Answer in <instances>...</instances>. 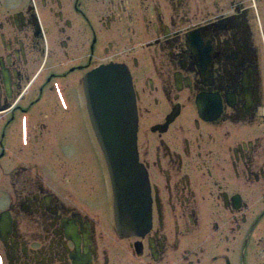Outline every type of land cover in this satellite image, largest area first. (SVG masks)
<instances>
[{"label":"flooded vegetation","instance_id":"flooded-vegetation-1","mask_svg":"<svg viewBox=\"0 0 264 264\" xmlns=\"http://www.w3.org/2000/svg\"><path fill=\"white\" fill-rule=\"evenodd\" d=\"M110 64L136 98L143 233L117 229L87 110ZM0 115V264H264V0H0Z\"/></svg>","mask_w":264,"mask_h":264},{"label":"water","instance_id":"water-1","mask_svg":"<svg viewBox=\"0 0 264 264\" xmlns=\"http://www.w3.org/2000/svg\"><path fill=\"white\" fill-rule=\"evenodd\" d=\"M88 84L90 115L106 150L104 159L115 186L119 226L127 230L144 228L150 213L148 196L142 191L137 195L144 178L136 159V107L133 89L129 88L130 74L121 65L102 66L88 79Z\"/></svg>","mask_w":264,"mask_h":264},{"label":"bare ground","instance_id":"bare-ground-1","mask_svg":"<svg viewBox=\"0 0 264 264\" xmlns=\"http://www.w3.org/2000/svg\"><path fill=\"white\" fill-rule=\"evenodd\" d=\"M120 66L119 64H110V65H107L108 67L110 66ZM124 69V68H123ZM94 73H96V71H94L93 73H91L87 80H86V93H87V110L89 112V114L91 113L90 112V104H89V98H90V95H89V84H88V79L90 77H93ZM94 83H95V86L98 87L97 83H96V79H94ZM122 87V86H121ZM125 88V87H123ZM129 88H132V85H130ZM133 89V88H132ZM133 95H134V99H135V107H136V148H137V132H138V112H137V104H136V98H135V94H134V91H133ZM92 114V113H91ZM90 120H91V128H92V131L95 135V143H96V146H97V149H98V153H99V156L100 158L102 159V163H103V166L105 168V173H106V178H107V181H108V185H109V188H110V195H111V202H112V206H113V212H114V220H115V223H116V226H117V229L120 233L122 234H125V233H143V232H146L150 227H151V216H152V213H151V198H149V183H148V180H147V173H146V170L144 168V166L140 163L139 161V157H138V152H137V155H136V159H137V162L139 164V166L142 168V175H143V182L141 184V187L139 189V191L137 192V195H140L141 194V191L143 194L147 195L148 196V202L146 201L147 203V210H148V213H150V221L149 223L144 227V228H140V227H135V228H132V229H121L120 226H119V223H118V217H117V210L118 208H116V192H115V186H114V183H113V180L111 178V175H110V169H109V166L107 164V161L103 158L106 150L103 146H101V140L99 139V133H98V130L96 128L95 125L92 124V119H91V115H90ZM0 121H1V115H0ZM94 138V137H93ZM147 199V197H146ZM141 200V198H140ZM2 220L0 221V229L4 232H7L8 229L10 228V216L8 215V212H5L3 213L2 215ZM136 224V223H134Z\"/></svg>","mask_w":264,"mask_h":264},{"label":"rangeland","instance_id":"rangeland-1","mask_svg":"<svg viewBox=\"0 0 264 264\" xmlns=\"http://www.w3.org/2000/svg\"><path fill=\"white\" fill-rule=\"evenodd\" d=\"M89 88V87H88ZM57 123H59V122H57ZM57 127L59 126V125H56ZM58 129V128H57ZM66 129V128H65ZM58 132V131H57ZM67 132V131H66ZM59 149L61 148V142L59 141V143H58V146H57ZM52 166H58L59 165V163H57V162H54V161H52V164H51ZM53 168V167H52ZM100 175H102L101 174V172L99 171V177H100Z\"/></svg>","mask_w":264,"mask_h":264}]
</instances>
